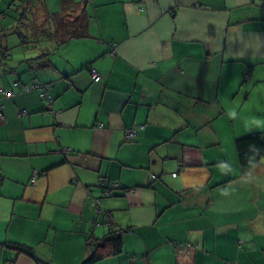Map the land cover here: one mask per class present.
Here are the masks:
<instances>
[{"label": "crops", "instance_id": "crops-1", "mask_svg": "<svg viewBox=\"0 0 264 264\" xmlns=\"http://www.w3.org/2000/svg\"><path fill=\"white\" fill-rule=\"evenodd\" d=\"M72 1L86 35L59 45L0 12V264H80L107 217L122 249L93 264H264V162L233 152L264 131V0ZM16 3L30 29L62 9Z\"/></svg>", "mask_w": 264, "mask_h": 264}, {"label": "trees", "instance_id": "trees-1", "mask_svg": "<svg viewBox=\"0 0 264 264\" xmlns=\"http://www.w3.org/2000/svg\"><path fill=\"white\" fill-rule=\"evenodd\" d=\"M72 4V0H62L61 11L54 14H49L48 18L45 19V21H43L42 23H40L37 27L36 24L35 26L33 25L34 33L44 39L53 40L56 45L62 44L63 42H66L71 38L85 36L86 21L83 18V14H79L72 21L66 19L65 12H67V9H69ZM73 9L75 10L76 8ZM42 28V32H38ZM47 56V54L42 53L40 57L29 59L28 63L31 64L32 61H35L37 59H45L47 58ZM39 66L45 65L42 62ZM25 87L26 86H24V89H29L28 87ZM1 95L5 96V93L1 91ZM234 149L236 152L238 166L240 168L241 173L243 174L253 168L262 159H264V131H252L243 136L236 137L234 139ZM108 194L109 193H105V195ZM106 223L109 226L107 236H105L103 239H91L90 242H87V246L90 252L80 264H93L103 256L105 250H108V252L111 254L119 253L121 251L122 230L112 227L113 225L108 217L106 218ZM10 248L33 258L36 264H48L36 258L31 248L22 247L21 245L15 244L10 245Z\"/></svg>", "mask_w": 264, "mask_h": 264}, {"label": "rangeland", "instance_id": "rangeland-1", "mask_svg": "<svg viewBox=\"0 0 264 264\" xmlns=\"http://www.w3.org/2000/svg\"><path fill=\"white\" fill-rule=\"evenodd\" d=\"M16 5V6H15ZM15 5H13L12 7H7L6 9H3L2 7H0V12H3V10L5 11H9L11 12V16L13 17V22H12V27H11V31H12V36H9L10 38V41H14V38H13V35L15 36H22L21 38V41L23 44H28L30 42V46L33 47V46H38V43L34 42V38H35V34H34V31L33 29H30L29 27V23L26 21V18H30V15H28V12H26V9L23 5H21L20 3H16ZM22 15H25L26 17H21ZM2 17V16H0ZM26 33H28L26 35ZM7 33H4L3 32V35H6ZM28 36V38H27ZM13 38V39H12ZM29 41V42H27ZM4 42V40H0V44H2ZM28 47V52H31V47ZM18 48V47H16ZM23 55V53L21 52V48L19 50L15 49L13 51H11V56L13 57L14 56V63H9V65H21V63H19V56ZM264 128V127H263ZM233 148H231V151H232ZM235 150H233L234 152ZM235 154V152H234ZM262 162H264V159L261 160Z\"/></svg>", "mask_w": 264, "mask_h": 264}, {"label": "built area", "instance_id": "built-area-1", "mask_svg": "<svg viewBox=\"0 0 264 264\" xmlns=\"http://www.w3.org/2000/svg\"><path fill=\"white\" fill-rule=\"evenodd\" d=\"M90 74L94 81H98L100 79L98 73L92 68L90 69ZM34 87L39 91V97L43 101V104L45 105V107L51 111L52 106H53V99L51 95L48 94V85H35ZM24 113L25 111H22L21 113H19V115L24 114ZM1 118H2V113H1V105H0V120ZM132 133H133V130L127 131L128 135H131ZM172 175L175 176V174H172ZM151 178L156 179V176L151 175ZM31 182H34V177L32 178Z\"/></svg>", "mask_w": 264, "mask_h": 264}]
</instances>
